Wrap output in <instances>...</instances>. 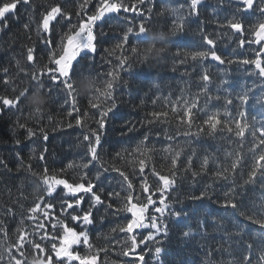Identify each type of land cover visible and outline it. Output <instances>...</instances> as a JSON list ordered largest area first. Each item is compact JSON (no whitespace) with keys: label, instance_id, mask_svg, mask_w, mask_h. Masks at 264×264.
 <instances>
[{"label":"snow or ice","instance_id":"1","mask_svg":"<svg viewBox=\"0 0 264 264\" xmlns=\"http://www.w3.org/2000/svg\"><path fill=\"white\" fill-rule=\"evenodd\" d=\"M146 3L149 6L142 8ZM18 5L28 17L22 25L24 30L31 31L36 25L43 52L34 57V48L27 47L30 74L19 59L16 64L25 76L30 75V84L40 85L36 90L47 98L59 99L66 94L61 107L70 103L66 115L77 113L75 127L83 132L82 140L73 148L82 151L77 152V160L59 169L49 167L53 152L45 143L50 139L46 127L34 129L20 123L19 118L14 122V135L17 128L26 129L25 140L40 142L38 158L44 163L41 171L27 165L38 192L33 206L22 213L15 239L0 219V264H149L146 257L151 264H163L161 256L173 243L176 228L178 258L173 264H197L184 258L193 244L203 253L198 264H264V0H216L214 4L211 0H183L177 6L165 4L156 12L157 18L166 14L174 17L167 30L163 24L159 28L179 37L173 71L191 62L180 74L187 79L180 82L174 99L171 92L153 99L157 110L146 113L140 122L146 131L133 143L127 134L135 135L139 128L128 126L127 132H121L124 140L120 149L112 153L105 149V130L109 114L115 115L117 109L114 91L129 85L121 71L129 72L135 64L148 62L141 46L149 41L152 0H132L130 4L99 0L95 14L78 24L72 23L60 3L41 11L37 23L34 0H0V31L8 28L9 16L17 15ZM206 9L214 14L216 29L212 32L205 31L201 18ZM121 11L135 15L120 18L123 30L114 46L105 49L116 63L107 61L113 67L106 73L108 79L101 81L90 66L81 65V60L95 53L98 36L106 35L102 30L94 34L97 21ZM193 22H197L202 39L193 45L197 50L187 51L182 34ZM57 26L68 30L53 46L41 32L51 33ZM131 38L135 44L129 48ZM222 38L234 44L230 51L221 48ZM167 43L171 46L173 40ZM39 56H45L47 63L40 65ZM3 72L9 69L4 67ZM86 76L98 83L88 102L97 110L98 118L90 117L88 111L81 115L77 107L74 81ZM3 83L17 91L11 77ZM32 91L26 87L14 98L0 97V116L4 109L22 113L25 98ZM44 111L31 109L38 125ZM47 119L52 122L51 115ZM88 119H94L97 127L89 128ZM63 127L72 129L74 124L57 123L51 131H62ZM14 143L21 145L22 140L15 138ZM31 152L35 154L37 147ZM0 166L5 174L12 171L3 159ZM20 167L24 168L23 161ZM69 170L74 171L71 182L65 178ZM187 202H210L216 211L208 207L199 211L193 227L187 222ZM19 207L24 209L23 204ZM5 213L14 216V208L7 207ZM67 220L75 222L79 230ZM26 221L31 222V231L25 227ZM97 225L100 230L93 232Z\"/></svg>","mask_w":264,"mask_h":264},{"label":"trees","instance_id":"2","mask_svg":"<svg viewBox=\"0 0 264 264\" xmlns=\"http://www.w3.org/2000/svg\"><path fill=\"white\" fill-rule=\"evenodd\" d=\"M8 2V0H5ZM126 3H131L132 0H125ZM183 0H152L153 7V19L149 27L155 29L160 27L161 24L164 26V30H167L171 26V22L174 17L165 15L163 18H157L156 12L162 10L163 5L168 4L170 6H177L182 3ZM216 0H211V3H215ZM60 3L64 10L69 13L72 23L78 24L80 20L84 22L87 21V16L95 14L96 7L99 0H34L36 5V21L40 22L39 13L44 11V9L51 4ZM84 5L81 9L80 5ZM149 6L147 3L142 8ZM79 12L80 15L77 17L76 13ZM134 16V13H109L105 15L102 20L97 21L96 26H94V34H98L101 30L106 34L103 38L98 36V45L95 53H91L90 56L81 60V65L84 67L90 66L94 73L99 74V79L101 81L108 79L106 73L113 67L116 63L115 57H109L105 52V49H111L117 42L118 35L122 32L120 26V18L122 16ZM19 17V19H17ZM201 18L205 22V31L212 32L216 29V24L214 22V14L210 10L206 9L202 12ZM28 17L24 12L23 7L18 5L17 15L9 16L8 18V28L0 31V97L7 96L8 98H14L18 95L20 90L29 87L31 91L36 86L35 83L30 84V75L25 76L20 68L16 64V60L19 59L20 66L25 68L26 71L31 73L30 64L26 61V51L27 47L34 48V57L38 53L43 52V41L40 37L36 35V25H32L31 31H25L23 28V23L27 22ZM2 27V25H0ZM66 26H57V28L48 34L41 32V36L47 37L53 41V46L58 44L60 37L64 32H67ZM31 37V38H29ZM179 37L172 38L173 44L170 46V54L165 56L163 63H157L154 61H149L145 64H135L134 67L129 72L121 71L120 75L124 80L129 81L128 87H120L115 89L114 98L117 103V109L113 113L109 114L110 119L106 123V139L105 149L107 152L112 153L113 150H119L121 147V141L124 137L121 136V132H127V127L135 124L139 128V132L128 133L129 137H133V143L138 140L141 134L146 131L145 128L140 127V122L145 117L146 113L153 110H157L152 105V100L157 96H168L171 92L172 98L174 99L179 94V88L181 87V81L187 79V77H181V72L185 71L186 67L189 65H179L176 71H173V60L175 59L174 53L176 52V43ZM202 37L199 35V29L197 28V22H193L187 26L185 32L182 34V43L184 50L192 51L197 50L193 45L200 41ZM221 48L225 51H230L234 44H228L224 38L221 39ZM135 44V39L131 38L127 47H131ZM226 46V47H225ZM119 51L116 55H119ZM111 59L113 65L107 63ZM38 62L40 65L47 63V58L45 56H39ZM7 67L9 69L8 73L3 72V68ZM222 67V66H221ZM199 73H193L192 79L194 80ZM217 75L216 71L213 70V76ZM11 77L12 83L17 86V91L13 92L10 85H5L3 80L5 78ZM85 77H82V79ZM47 78L45 77V81ZM78 80V79H77ZM249 83L251 81L249 80ZM159 85V89L155 87ZM195 90V88H193ZM39 94H43L38 91ZM44 95V94H43ZM90 95H77V107L80 109V114L82 115L84 111L89 112V116H97V110L91 109L89 106ZM26 99V98H25ZM67 99L66 94H61L59 99L55 96L48 98V103L45 106V111L41 114L43 119L40 120V124L36 123V118L31 115V109L24 107L22 113L15 112L11 109H4L3 115L0 116V159H3L9 168L12 169L10 173L5 174V169L0 166V177L3 180L0 181V219L5 221L4 227L9 232V236L15 239L16 228L18 227L19 220L22 218V213L26 209L34 204V187L36 181L30 180L29 173L27 172V165L31 164L32 169L35 171H41L43 163L39 160V141L35 144L25 140L26 129H19L14 135L13 127L14 122L19 118L20 123H26L28 126L34 129L39 126H45L46 131H49L50 139L45 142L50 151L53 152V156L49 159V167H54L59 169L65 166L68 162L77 160V152L82 151V149H74L73 146L82 140L83 129L80 127H75L74 117L77 115L73 112V117H68L66 112L70 110L71 104L64 105L61 107V101ZM23 103V101H22ZM161 103L158 101V104ZM2 101H0V109H2ZM52 116V122L50 123L47 116ZM68 122L74 124L72 129L63 127L62 131L52 132L51 128L57 123L61 125H66ZM89 128H95L97 125L94 119L87 120ZM159 129H154L157 131ZM15 138H20L22 140L21 145H16L14 143ZM209 144L215 142L209 141ZM37 147V152L33 154L31 152L32 147ZM125 147L128 145L125 144ZM19 152L20 156L17 157L16 153ZM157 164L160 163L159 157L155 158ZM23 161L24 168L20 167V163ZM19 169V171H18ZM65 178H69L70 182L74 178V171L69 170L65 174ZM198 194V192H197ZM258 195V194H257ZM27 197V199H25ZM19 204L24 205V209L19 207ZM7 207H13L15 215H10L5 213ZM208 207L213 213L216 211L215 205H211L210 202L196 203L191 202L186 203V208L190 210V214L187 222L191 223L195 227V217L196 214ZM55 211V210H53ZM66 223L69 226L77 227L75 222L67 220ZM31 222L26 221L25 227L27 230L31 231ZM108 225H104V230H107ZM77 230L79 228L77 227ZM100 230V226L97 225L93 232ZM179 228L174 229L173 232V243L168 247L167 251L162 254L161 260L163 264H173L177 257V242ZM0 239H3V234L0 233ZM83 251V249H81ZM203 253L198 250V248L193 244L189 246L185 259H190L197 261V264ZM151 264L150 257H146Z\"/></svg>","mask_w":264,"mask_h":264},{"label":"clouds","instance_id":"3","mask_svg":"<svg viewBox=\"0 0 264 264\" xmlns=\"http://www.w3.org/2000/svg\"><path fill=\"white\" fill-rule=\"evenodd\" d=\"M149 41L141 46L143 55L147 57L148 62L154 61L157 63H163L165 56L170 54V45L168 41L174 38V34L171 31H164L157 27L148 30ZM75 90L78 95H91L98 83L92 76H86L74 81ZM40 85H36L25 99V106L30 109L41 108L44 109L48 103L46 95L39 94L36 90ZM38 192V189L34 187V194Z\"/></svg>","mask_w":264,"mask_h":264},{"label":"rangeland","instance_id":"4","mask_svg":"<svg viewBox=\"0 0 264 264\" xmlns=\"http://www.w3.org/2000/svg\"><path fill=\"white\" fill-rule=\"evenodd\" d=\"M109 14V13H108ZM107 15V14H106Z\"/></svg>","mask_w":264,"mask_h":264}]
</instances>
